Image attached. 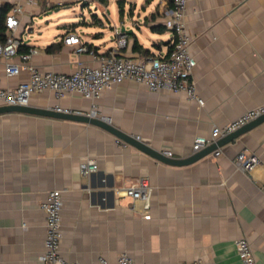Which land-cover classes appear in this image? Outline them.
Segmentation results:
<instances>
[{
    "label": "crops",
    "instance_id": "0c3cea01",
    "mask_svg": "<svg viewBox=\"0 0 264 264\" xmlns=\"http://www.w3.org/2000/svg\"><path fill=\"white\" fill-rule=\"evenodd\" d=\"M93 1L110 22V33L94 31L95 25L105 26L95 12L93 22L63 21L30 35L36 18L79 0H0V8L6 5L10 12L22 5L17 34L24 47L36 50L32 60L41 70L70 73L79 61L95 64L116 47L120 34L127 38L123 54L169 55L174 32L155 27L165 25L170 0H140V6L122 0L124 12L113 21L114 0ZM186 22L194 37L193 77L203 104L185 93L150 91L135 80L108 88L99 101L111 124L175 158L195 154L196 137H211L215 126L264 105V0H189ZM123 27L132 32H121ZM72 33L94 53L67 44ZM135 42L150 49L148 54L134 49ZM54 43L60 47L49 51ZM4 67L0 55L5 87L29 78L26 70L7 77ZM29 105L85 112L91 100L78 94L57 98L47 91L33 94ZM244 149L261 159L251 173L234 164ZM217 150L189 164H168L96 125L0 114V264H42L46 214L41 204L53 189L62 191L61 250L71 260L101 264L103 256L107 264H119L126 251L137 264H240L236 241L247 238L258 264H264V121ZM89 160L98 169L85 176L80 165ZM141 176L154 188L149 210L143 201L116 192Z\"/></svg>",
    "mask_w": 264,
    "mask_h": 264
},
{
    "label": "built area",
    "instance_id": "2783aa9c",
    "mask_svg": "<svg viewBox=\"0 0 264 264\" xmlns=\"http://www.w3.org/2000/svg\"><path fill=\"white\" fill-rule=\"evenodd\" d=\"M26 1L31 4L38 2V0ZM79 1L85 4L93 0ZM188 3L189 0H173L166 15L165 25L175 35L173 47L167 57L123 54L121 49L126 46L127 38L125 34H120L116 47L100 55L97 63L79 61L76 70L70 73L45 71L38 68L32 60L35 49L20 53L23 41L17 32L23 8L21 4L14 5L6 18L7 37L4 41H0V55L5 59L4 74L7 77L18 76L26 70L29 78L16 86L5 87L1 84L0 74V105H29L33 94L47 91L53 92L57 98L66 94H78L91 100L88 111H73L60 105L52 108L65 112L84 113L110 122L111 118L100 112L99 101L108 88L127 80L142 83L153 92L166 90L185 93L190 99L203 104L193 77V70L198 61L191 51L194 37L186 22ZM65 42L78 45L77 52L94 53L88 45L81 42L77 34L67 35ZM18 55L19 62L15 60ZM262 115H264V105L247 110L223 126H215L211 137H196L193 144L194 152L200 151L207 144L233 133ZM220 152L217 150L215 154L218 155ZM164 153L172 156L171 151H164ZM260 162L261 159L257 153L248 152L245 149L241 150L234 160L236 168L244 173H251ZM97 169L98 164L93 160L85 161L80 165V172L85 176H90ZM153 190V185L147 176H141L136 181L116 187L117 193L143 201L148 210ZM63 206V195L60 189L49 191L46 200L41 204L46 214L44 250L39 257L42 264H83L81 261L69 259L61 250ZM236 245L240 264H258L252 243L247 238L237 239ZM99 262L107 264L108 261L102 256ZM118 262L119 264H137L135 258L126 251L119 255Z\"/></svg>",
    "mask_w": 264,
    "mask_h": 264
},
{
    "label": "water",
    "instance_id": "95a60500",
    "mask_svg": "<svg viewBox=\"0 0 264 264\" xmlns=\"http://www.w3.org/2000/svg\"><path fill=\"white\" fill-rule=\"evenodd\" d=\"M121 32H132V30H126L125 27H123L121 28ZM7 112L28 113V114H33V115L47 116V117L58 118V119H66V120L96 125L98 127H101L109 131L110 133L116 135L117 137L123 139L124 141L134 145L138 149L152 155L153 157L165 163L175 164V165L192 163L202 158L206 154L217 150L219 146L234 141L237 137H239L247 129H250L253 126L264 121V115H262L259 118L249 122L245 126L234 131L233 133H230L229 135L220 138L217 142L213 143L206 149L200 150L196 152L195 154L189 157H186V158H175V157H169L167 155H164L163 153L157 151L153 147H150L149 145H147L145 142H143L136 136H132L128 133H125L119 130L117 127H115L110 122H107L99 117L86 115L84 113L59 111L52 107H39V106H34V105H0V114L7 113Z\"/></svg>",
    "mask_w": 264,
    "mask_h": 264
},
{
    "label": "rangeland",
    "instance_id": "374dc122",
    "mask_svg": "<svg viewBox=\"0 0 264 264\" xmlns=\"http://www.w3.org/2000/svg\"><path fill=\"white\" fill-rule=\"evenodd\" d=\"M138 5H141V1L137 0ZM127 4H130V2L127 1ZM128 6V5H127ZM111 10L110 18L113 21L116 18H118V15L120 13V5L118 0H114L109 7ZM97 12L99 17L103 20L105 23V26L103 25H95L94 31H101L105 33H110L112 31L110 27V22L108 21L106 15L100 10L96 11V5L94 1H90L89 4H83L82 2H79L78 4H75L71 7H61L58 11H55V9L51 10V13L45 12L43 13L42 17H38L35 19V25L34 29L30 30V35L34 31H43L47 32L50 30V27L53 25H56V23L63 22V21H84L86 19L87 21L93 22L96 18L93 16V14Z\"/></svg>",
    "mask_w": 264,
    "mask_h": 264
},
{
    "label": "trees",
    "instance_id": "16d2710c",
    "mask_svg": "<svg viewBox=\"0 0 264 264\" xmlns=\"http://www.w3.org/2000/svg\"><path fill=\"white\" fill-rule=\"evenodd\" d=\"M103 3H108L109 0H100ZM119 1V5H120V12L121 14L124 12V8L122 5V0H118ZM173 0H170V6H172ZM9 12V7L8 6H2L0 8V41H4L7 37V26H6V18ZM166 27V25H158L157 27H155V29L157 30H164V28ZM26 45L22 44L20 47V50H24V51H29V48L24 47ZM24 47V48H23ZM60 47L59 44H51L50 46L47 47V49L49 51L58 49ZM173 47V44L171 45V49ZM23 48V49H22ZM134 49H137L140 52L146 53L148 54V52L150 51V49L144 48L141 44H139L138 42H135L134 44Z\"/></svg>",
    "mask_w": 264,
    "mask_h": 264
}]
</instances>
